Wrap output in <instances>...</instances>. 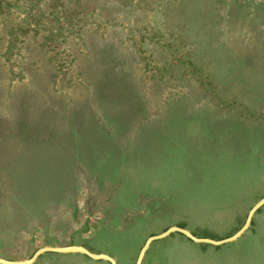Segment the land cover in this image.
Masks as SVG:
<instances>
[{"label": "rangeland", "instance_id": "374dc122", "mask_svg": "<svg viewBox=\"0 0 264 264\" xmlns=\"http://www.w3.org/2000/svg\"><path fill=\"white\" fill-rule=\"evenodd\" d=\"M263 197L264 0H0V259L136 264ZM141 264H264V204Z\"/></svg>", "mask_w": 264, "mask_h": 264}, {"label": "water", "instance_id": "95a60500", "mask_svg": "<svg viewBox=\"0 0 264 264\" xmlns=\"http://www.w3.org/2000/svg\"><path fill=\"white\" fill-rule=\"evenodd\" d=\"M263 204H264V197L260 201H258L255 205H253V207L249 210L244 224L236 233H234L233 235H231L227 238L219 240V241H216V240H213L210 238H197L185 229H182L180 227H170L165 232H163L159 235L151 236L144 242V244H143V246H142V248H141V250L137 256L136 264H141L142 259L145 255V252L148 249V247L152 241L162 239V238L168 236L172 232H179V233L185 235L186 237H188L191 241H193L195 243H208V244L217 246V245H221V244H224L227 242H231V241L237 239L240 235H242L243 232L249 227L254 213ZM45 252H53V253L81 252V253H84L85 255H87L88 257H90L91 259H95V260H101L102 259V260L107 261L110 264H117L116 261L112 257H110L109 255H106V254L95 255V254H92L88 250L81 248V247H74V248L73 247H69V248L42 247V248L37 249L28 261L18 262V261H10V260L0 259V264H32L39 257L40 254L45 253Z\"/></svg>", "mask_w": 264, "mask_h": 264}, {"label": "trees", "instance_id": "16d2710c", "mask_svg": "<svg viewBox=\"0 0 264 264\" xmlns=\"http://www.w3.org/2000/svg\"><path fill=\"white\" fill-rule=\"evenodd\" d=\"M232 199H230V200H227V199H224V200H222L220 203H222V206H225V205H230L231 203H232ZM219 203H214V202H212L211 203V206L212 207H217V205H218Z\"/></svg>", "mask_w": 264, "mask_h": 264}]
</instances>
